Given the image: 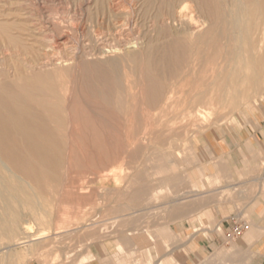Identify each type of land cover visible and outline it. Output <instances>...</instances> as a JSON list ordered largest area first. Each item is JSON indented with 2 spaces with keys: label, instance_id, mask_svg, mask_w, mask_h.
Segmentation results:
<instances>
[{
  "label": "rangeland",
  "instance_id": "374dc122",
  "mask_svg": "<svg viewBox=\"0 0 264 264\" xmlns=\"http://www.w3.org/2000/svg\"><path fill=\"white\" fill-rule=\"evenodd\" d=\"M119 1L122 5L117 9L109 6L113 0H0V61L3 59L0 62V72L3 70V74L5 73H0V79L3 77L9 82L16 81L23 96L27 93L25 98L31 97L25 90L32 88L30 92L33 94L40 88L34 94L38 92L40 96L44 92L45 95L43 93L41 97H37L33 94L36 100L32 99L33 96L29 99L33 105L40 102L39 107L44 103L56 105L53 111L47 112L51 119L47 123L51 129H56L53 130L55 135L63 137L60 139L62 144L59 148L63 158L59 183L43 179V184L46 185L44 191H40L26 185L28 180V183L33 185L32 180L24 179L28 190H25V193L12 190V195L7 196L23 219L13 225L9 221L10 218H6L11 216V210L0 208V215L11 223L0 224V231L3 233L0 232V264H83L86 261H83V258L78 259L83 257V252L90 253L96 243H103L101 247L104 248L106 242H109L112 245L111 250L118 252L121 257L115 261L117 264H158V260L153 257L155 253L159 255L161 250L160 240L164 232L161 225L164 224L172 201L177 198L191 199L192 192H197L192 189L200 188L199 173L194 167L217 156L222 161L225 156L222 153L225 140H239L240 134L261 113L264 106V80L254 86L245 78L239 90L230 89L220 105L216 104L210 110L199 105L200 97L198 99L188 95L189 87L193 86L197 79H200L199 84L202 83L200 74H195L197 68L189 65L195 58L192 41L189 42L184 62L187 65L183 67L191 72L189 79L192 85L188 84L184 89L180 83L181 69L179 71L178 68V72L174 70L171 74L169 71L157 73L150 67L144 69L140 63L127 59L120 62V83H114L113 79L110 81L113 77L103 65L110 56H98L94 53L100 45H104L101 38H104L105 33L112 31V21L121 20L124 16L126 17L122 20L134 17L140 25V33H143L144 37L142 45L146 48L173 38L172 33L158 36L156 31L161 26L173 30L176 28L179 32L182 30L191 40L207 27L206 23L200 26L191 24L185 31L177 25L172 26L173 24L166 21L165 15L169 11V0ZM188 9L185 10V20L195 14L192 12L194 7ZM157 17L159 18L156 19ZM162 19H166L164 24ZM63 41H68V46L64 45ZM143 47L140 48L144 50ZM82 48L86 50L82 51ZM130 51L134 52L135 49ZM45 53H50L54 59V67L49 65L30 68L31 58L41 57V54ZM67 54H75L76 61L63 63L62 60ZM58 58L62 63L55 62ZM96 66H105L104 73L97 74ZM237 69H240L238 64ZM246 72L251 74L250 69ZM210 73L209 70L207 74ZM26 75L29 78L25 77ZM44 75H49V78ZM106 83H109V86ZM38 84L42 87L37 86ZM53 85L56 88L53 89ZM23 86L27 89L24 90ZM45 87L50 88L49 91L44 89ZM41 88L44 89L43 92ZM60 130L62 132H59ZM126 130L128 132H124ZM216 150L221 153L217 155ZM203 176L208 184L220 182L213 177ZM6 180L5 183L10 182ZM11 181L13 185L9 183L8 187L14 186V180ZM177 181L179 185L184 186L181 193H176L171 187ZM234 193V190L230 189L223 192V195L232 196ZM25 219H30L34 228L28 229V225L24 224ZM8 226L15 229L14 237L5 236L4 232H10L11 229ZM167 246L169 248V245Z\"/></svg>",
  "mask_w": 264,
  "mask_h": 264
},
{
  "label": "bare ground",
  "instance_id": "6f19581e",
  "mask_svg": "<svg viewBox=\"0 0 264 264\" xmlns=\"http://www.w3.org/2000/svg\"><path fill=\"white\" fill-rule=\"evenodd\" d=\"M192 3L195 5L193 6ZM110 4L111 5H109V6H112L114 8H117V7L120 8L122 5L119 0H113V2L112 3L110 2ZM167 4H168V10L169 11H168V13L166 12L167 14H165V15H167V17H166L167 20L166 19L165 20L167 22H170L171 24H173L172 26L177 25V26L183 28V30H185V31H187V29L191 26V24H194L196 26H200V25L206 23L207 27L205 28L204 31H202V32L199 31L200 33H198L194 37V39L191 40V38H189L188 34H184V32H182L181 29L180 30H181L182 34L178 30H176V28H175V30H173V29L167 28L165 26H161L158 29L156 28L157 29V31H156L157 35L158 36L166 35V34L169 35V33H172L173 38L167 40L166 42H162V43H158V44L151 42L152 44L154 43V45L147 46V48H146V47H143V45H142L144 42V40H143L144 37L142 36L143 33L142 34L140 33V25L137 22V20H135L134 17H129V19H127V20H122L126 16H124V18H121V20H115L114 19L115 22L112 21V25H113L112 29H111L112 31L109 30L110 31L109 33H107V34L105 33L104 38H101V36L99 35L100 38L103 39L104 45L102 47L100 45V48L96 49V51L94 53V54H98V56L99 55L100 56H108V57L110 56L105 61L106 64H103L107 67V69H109L108 73L110 72L109 74H111L112 75L111 77H113V78H110V81H111V79H113L114 83H116V84L120 83V80H119L120 79L119 78L120 62H122V59H124V60L127 59V60L134 62V63H140L144 69H146L147 67H150V69H152V70L154 69L157 73L169 71L171 74V73H174V70H176V72H178L177 71L178 68H179V71L181 69V72H180L181 74H179L180 78H181L180 83H181V88L184 89V87L188 86V84L192 85L190 82V79H189V75L191 72L183 69V67L187 65L184 62H185V59L187 57V51L189 49L188 45H189V42H191V41L194 44L193 49H194L195 58L193 59L194 61L192 60L189 62L190 63L189 65L190 66L194 65V67L197 68L195 74L196 73L200 74V76H201L200 78H201L202 83L199 84L198 81L200 79H197L194 82L195 84L193 86L189 87V90L188 91L186 90V91H187L188 95H190L192 97L193 96H196L197 98L200 97L199 105H201L202 107H206V109L210 110V108L214 107L216 104L221 103L223 101L224 95L230 89H238L239 86H241V84L245 81V78H247V80L250 82V84L254 85V86L260 84L261 81L264 80V0H169L167 2ZM164 5H166V4H164ZM191 7L192 8L194 7V10L192 9V12L194 11L195 14L194 15L192 14L190 16L189 20H187V19L185 20V10L186 9L189 10L188 8L191 9ZM119 8H117V9H119ZM154 9H155V6H154ZM161 9H163V8H161ZM164 9H166V8H164ZM143 10H144V8H143ZM148 10L150 11V9H148ZM162 11H164V10H162ZM153 12H155V11H153ZM106 13H107V11H106ZM149 13H151V11ZM122 14L126 15L124 13H122ZM140 14H139V17H140ZM134 15H135V13H134ZM128 16H130V15H128ZM161 16H162V13H161ZM150 18H152V17H150ZM158 18L159 17H157L156 19H158ZM163 19H162V21H163ZM164 21L162 22V24H164ZM151 23H153V22H151ZM101 25L104 26L103 23ZM158 25H159V23H158ZM167 25H168V23H167ZM110 26H111V24L109 25V28H110ZM104 28H105V26H104ZM105 29H103V32ZM144 30H146V28H144ZM29 31H30V28H29ZM195 31H196V29H195ZM7 33H9V32H7ZM154 34H156V33L154 32ZM174 34H175V36H174ZM89 35H91V34H89ZM19 36H21V35H19ZM28 37L30 38V36H28ZM34 37H35V35H34ZM88 37H92V36H88ZM96 37H97V34H96ZM31 39H33V38H31ZM146 39L147 38L145 37V40ZM69 41L71 42V40H69ZM77 41H78V39H77ZM63 42H64V45H67L69 43L68 41H63ZM82 43H84V42H82ZM61 44H62V42H61ZM91 44H93V43H91ZM95 44L96 43H94V45ZM10 45L11 44H9V46ZM79 45L81 46V44H79ZM42 46H45V45H42ZM141 46L145 49L143 50L142 48H140ZM39 47H40V44H39ZM4 48H5V46H4ZM25 49H27V48H25ZM80 49H81V47H80ZM84 49L82 48V51ZM130 49H135V51L131 52ZM20 50L21 49H19V51ZM19 51H18V53H19ZM38 51H40V50H38ZM41 51L43 52V50H41ZM48 51H49V49H48ZM72 52L73 51H71V53ZM65 53L66 52L63 53V56L65 55ZM4 56H3V58H4ZM111 56H114V57H111ZM30 57H32V55H30ZM75 58H76L75 54L73 56H68V54H67V57L65 59H63L62 61H63V63H64V61L66 63H69L70 61L74 60ZM105 58H107V57H105ZM2 60L3 59H1V61ZM29 60H26V61H29ZM30 61H31L30 62L31 67L29 65L30 68H33L34 66H36V67L37 66L47 67L49 65L53 66L52 64H54V59L50 56V53L41 54V57L39 56L35 59L31 58ZM62 61H61V59L58 58L55 62H58V63L61 62L62 63ZM74 61H76V60H74ZM25 63H23L24 66H25ZM28 63L29 62H27V64ZM89 64L91 65V63H89ZM237 64L240 65L239 70L237 69ZM104 67L96 66V71L95 70L94 71L97 74H99V73L103 74L105 71ZM68 69L69 68H67V70ZM247 69L251 70V74L246 72ZM35 70L30 69V71H35ZM44 70H47V69H44ZM59 70H61V69H59ZM90 70H92V69H90ZM209 70L211 71V73L207 74V72ZM6 71L8 73V69ZM51 71H53V70H51ZM57 71H58V69H57ZM57 71H55V72H57ZM94 71H93V73H94ZM4 72H5V70H4ZM23 72H21L22 76H23ZM45 72H47V71H45ZM48 72H49V70H48ZM0 73L3 74V70ZM26 74H27V72H26ZM53 74H51V75H53ZM11 75H12V73H11ZM27 75L25 77H27ZM41 76H42V74H41ZM47 76H49V75H47ZM47 76H45V77H47ZM143 76L145 77L147 75H143ZM198 76L199 75H197V77ZM38 77H40V76H38ZM151 77H152V75H151ZM27 78H29V77H27ZM48 78L49 77H47V79ZM159 78H160V76H159ZM151 79H153V78H151ZM37 80H38V78H37ZM26 81L28 82L29 80H25V82ZM143 81H141V82H143ZM175 82H176V80H175ZM34 83H32V84H34ZM51 83H52V81H51ZM173 83H172V85H173ZM40 84H38L37 86H39ZM44 84H46V82ZM53 84L56 85L55 83H53ZM41 85H43V84H41ZM107 85H104V86H107ZM124 85H125V83H124ZM175 85H177V84H175ZM19 86L20 85H17L16 81L15 82H9V81L4 80L3 77L0 79V196L3 197L2 199L0 198L2 200V203L0 204V208H4L5 210L6 209L11 210V216L6 217V218H8V219L10 218L9 221L12 222V225H13V223H17L19 221H22L23 219L20 216L19 212H17L18 209L16 207L12 206L11 202L8 199L10 194L12 195L11 191L12 190H14V191L16 190L19 192L24 191V193H25V190H28V189L24 184V179L25 180L30 179L33 181V182L31 181L32 183H34L33 185L28 183L29 180H28V182L26 181L27 182L26 185H29V187L33 188V190H34V188L35 189L37 188V189H40V191L41 190L44 191L43 188H45L44 185H46V184H43L45 182V181L43 182V179L44 180L48 179L51 182H55V184H56L57 181L61 178L60 177V169H61V162L63 160V158H61V155L59 153V148L61 147V144H62L61 143V140H62L61 137L62 136L59 138V135H55L53 130L56 131V129H51V127L47 123L51 120L48 113L53 111V109H54V107H56V105H54L53 103H49V104L44 103V104H40V107H39V103H40L39 102L36 104L37 106L34 103V105L36 106L35 107L31 103L29 98H31L36 91H39L40 88L36 89V91L33 92V94H32L30 92V91H32V88H30L31 89L30 90V89H27L26 86L25 87L23 86L24 90H25V88L27 90H29V91L25 90V93L28 92V93H30V96H31L29 98L26 97L27 98L26 99L25 95H27V93L24 94V96H23L22 89H19ZM86 86H87V84H86ZM20 88H22V87H20ZM35 88H37V87H35ZM46 88L47 87H45L44 89H46ZM54 88H56V87L54 86L53 89ZM62 88H63V86H62ZM127 88H129V87H127ZM44 89L41 88V90H42L41 92H43ZM48 89H50V88H47V91H49ZM53 89L51 91H53ZM179 89H180V87H179ZM59 90H60V88H59ZM125 90H127V89H125ZM87 91H88V89H87ZM112 91H114V90H112ZM137 92H139V91H137ZM37 93H36V95L35 94L34 95L38 97L39 95ZM43 93H41V94H43ZM51 93H49V94H51ZM41 94L39 97L42 96ZM53 94H52V96H54ZM167 94H168V92H167ZM44 95H45V93H44ZM28 96H29V94H28ZM68 96H70V95H68ZM95 96H97V95H95ZM42 98L44 99L45 96H43ZM52 98H54V97H52ZM32 99H35V97L33 96ZM40 99H38V101H41ZM32 101H34V100H32ZM57 102H59V100H57ZM105 104H107V103H105ZM108 105H110V103H108ZM65 107L67 108V106H65ZM112 109L114 110V108H112ZM116 112H118V111H116ZM54 113H56V112H54ZM56 115H58V114L56 113ZM52 120H53V118H52ZM60 123H62V121ZM56 128H58V126ZM64 129H62V130H64ZM59 132H62V131L60 130ZM124 132H128V130H126ZM125 138H126V136H125ZM3 170H5L7 173H5ZM7 174L9 176L6 177ZM6 178H8V179L6 180ZM19 178L22 180H18ZM11 179H13L15 182L14 186H12L13 184H12ZM5 180L6 181L9 180L10 181L9 183H11L12 185L8 187L9 183H5ZM58 183H59V181H58ZM59 185H61V183ZM53 188H55V186ZM48 190H49V188H48ZM60 190L61 189H59V191ZM38 193H39V191H38ZM44 193H46V192H44ZM44 193L42 195H44ZM11 201H13V200H11ZM18 201H16V202L19 203ZM21 206H23V205H21ZM40 208H41V206H40ZM6 213H9V212H6ZM2 214H3V212H2ZM8 215H6V216H8ZM29 220L30 219H25V222L23 221L24 224L26 223V225H28L27 226L28 229L30 227H32L31 222H30L31 220L30 221ZM7 221H8L7 219H5L3 216L0 215V224H3ZM5 225H6V223H5ZM15 226H17V225H15ZM8 227H11V226H8ZM12 227H11V229L9 228L10 232H8V231L4 232V230H2L6 234V235L4 234L6 237H12L15 234L16 231ZM32 228H34V226ZM0 229H1V226H0ZM30 230H32V229H30ZM0 236L2 237L1 234H0ZM8 240H10V239L8 238Z\"/></svg>",
  "mask_w": 264,
  "mask_h": 264
},
{
  "label": "crops",
  "instance_id": "0c3cea01",
  "mask_svg": "<svg viewBox=\"0 0 264 264\" xmlns=\"http://www.w3.org/2000/svg\"><path fill=\"white\" fill-rule=\"evenodd\" d=\"M223 144L222 161L217 156L194 167L200 188L192 189L197 191L192 198L172 201L161 225V250L159 255L154 252L158 264H264V106L239 140ZM201 173L220 182L208 184ZM171 187L181 193L184 186L177 181ZM230 189L234 195H223ZM235 215L249 226L229 237ZM102 244L78 259L83 258V264H117L118 252L109 242L105 249Z\"/></svg>",
  "mask_w": 264,
  "mask_h": 264
},
{
  "label": "built area",
  "instance_id": "2783aa9c",
  "mask_svg": "<svg viewBox=\"0 0 264 264\" xmlns=\"http://www.w3.org/2000/svg\"><path fill=\"white\" fill-rule=\"evenodd\" d=\"M231 221L233 222V227L231 232L228 234L229 237L240 235L249 226V223L243 217L238 215L231 217Z\"/></svg>",
  "mask_w": 264,
  "mask_h": 264
}]
</instances>
